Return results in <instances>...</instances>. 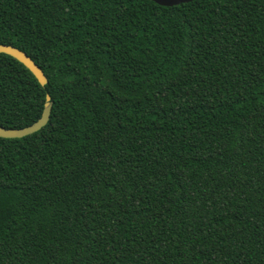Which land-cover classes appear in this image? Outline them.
Segmentation results:
<instances>
[{
	"label": "trees",
	"instance_id": "trees-1",
	"mask_svg": "<svg viewBox=\"0 0 264 264\" xmlns=\"http://www.w3.org/2000/svg\"><path fill=\"white\" fill-rule=\"evenodd\" d=\"M0 264H264V0H0Z\"/></svg>",
	"mask_w": 264,
	"mask_h": 264
},
{
	"label": "water",
	"instance_id": "water-1",
	"mask_svg": "<svg viewBox=\"0 0 264 264\" xmlns=\"http://www.w3.org/2000/svg\"><path fill=\"white\" fill-rule=\"evenodd\" d=\"M163 7H173L180 4L190 3L194 0H152ZM0 54H6L22 63L36 77L38 82L44 87L48 84V79L42 69L25 52L10 45L0 44ZM52 102L50 95L46 96V102L41 117L32 125L21 129H7L0 127V137L7 139L23 138L40 131L45 127L50 119Z\"/></svg>",
	"mask_w": 264,
	"mask_h": 264
}]
</instances>
